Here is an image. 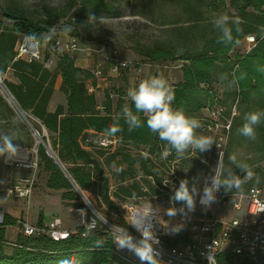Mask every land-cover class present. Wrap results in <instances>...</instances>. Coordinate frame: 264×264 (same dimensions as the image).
Returning a JSON list of instances; mask_svg holds the SVG:
<instances>
[{"label":"trees","instance_id":"trees-1","mask_svg":"<svg viewBox=\"0 0 264 264\" xmlns=\"http://www.w3.org/2000/svg\"><path fill=\"white\" fill-rule=\"evenodd\" d=\"M106 1L108 0H73L71 10H74L70 14L69 23L73 25V21H76V26L69 31L68 36L79 38L85 43L86 38L81 36L77 23L85 22L86 26L101 16L116 17L113 4ZM175 2L180 14L184 16L180 21L185 25L183 29L207 31L202 32L201 44L183 47L181 50L182 47L178 49L172 44L155 43L142 46L138 52L144 60L152 63H181L182 81L172 87L175 94L173 107L183 108L188 115L196 118L202 109H211L214 105L223 107L211 86L215 79L214 73L218 70L228 79L234 94L245 105L247 113L264 110V38H261L260 31L264 28V0ZM1 13L5 21H0V74L9 70L17 80V83H12L4 79L3 84L39 135L41 131L34 125V120L46 130L48 137H43V141L46 143L49 140L51 151L78 189L89 196L97 197L105 206L115 211H121L116 201L132 199L133 193L136 198L148 194L157 195V190L146 177L151 176L154 184L160 185L162 178L158 176L159 166L167 169L168 160L172 159L174 151L161 164L159 159L152 161L142 154L131 153L132 149L144 147L145 153L157 154L155 151L159 153L166 147L158 135L150 132L142 113L139 115L145 123L140 128L129 130L124 120H120L122 131L112 135L118 141V148L114 152L88 150L80 145V141L89 134L107 135L105 129L114 122L125 103L135 112L132 102L126 99L124 90H105L103 100L99 103L94 93L88 92L87 88L88 80L92 79L93 83V73L75 66L74 59L66 53L54 54L56 60L52 69L46 68L40 62L14 60L18 38L35 34L41 42L42 35L49 34L51 22L49 18L33 20L15 8H1ZM225 13L242 21L241 31L236 32L233 29L234 42L228 45L218 42L220 33L212 23L218 14ZM248 35L255 37V45L247 53L232 55L234 47ZM43 55L44 60L51 58L49 54ZM57 75L61 77L60 92L66 96L67 104L65 109L58 105L54 112H49L47 106ZM230 111L231 109L224 114L229 116ZM17 116L16 111L0 95V135H11L14 143L30 149L33 147L31 131L15 120ZM232 121L233 117L231 125ZM255 131L258 151L264 159V122L257 125ZM21 136L25 138V142L19 138ZM36 149L38 167L41 165L47 173L46 188L64 191L61 200L69 203L66 206L73 203L74 209L84 207L70 181L46 154V149L38 144ZM112 167L114 190H111L110 178L105 172V169ZM121 168L122 171H118ZM138 172L141 177L136 179ZM261 183L264 184V173ZM141 185L147 187V192L141 190ZM41 223L39 216L37 225ZM11 226H17V220L3 214L0 219V264H58L60 260L69 257H75L78 264H130L113 254L111 237L97 230L95 235L104 238V244L99 248L93 247V239L82 236L83 227L78 226L75 233L59 241H53L45 235L24 236L21 232L17 234L15 241H9L5 237V229ZM177 242V239L168 241L172 245ZM218 264H232L230 255L221 254Z\"/></svg>","mask_w":264,"mask_h":264},{"label":"rangeland","instance_id":"rangeland-1","mask_svg":"<svg viewBox=\"0 0 264 264\" xmlns=\"http://www.w3.org/2000/svg\"><path fill=\"white\" fill-rule=\"evenodd\" d=\"M106 2L113 4L116 17L108 18L101 16L100 18L91 21V23L86 26L85 22L77 23L80 27V34L82 37L86 38V42L83 43L78 38V41L80 42L79 50L68 54L69 57L78 59L82 56L86 59L89 69L92 70V72H95L98 69L101 70V76L110 81L107 88L111 92H114L117 89L126 91L125 89L127 88L126 85L129 82V79L135 76V82L138 84L140 80L152 76L151 72L153 70L156 72V75H162L165 77L169 85L171 83H176V79L179 77L180 72V62L161 61L152 63L146 61L138 54L139 48L144 45L161 43L162 45L172 44L178 49L182 47L181 50H183V47H195L200 45V37L203 34L202 32L206 33L207 31L183 29L185 28V25L180 21L184 16L180 14L175 0H108ZM72 4L73 0H0V21H5L1 13V8L4 7L20 9L28 17L36 21H42L49 18L52 26L49 33L54 29L55 34L52 35L51 39H48L49 34L42 35L41 50L44 54H49L52 58L53 62L50 67L52 69L56 60L51 51L52 40H65L70 33L65 32L64 29L69 26V28L73 30L76 26V21H73V25L69 23L70 14L74 10H71ZM243 46V41L236 45L232 51V55L242 54L244 52ZM113 55L127 61L129 65L126 70L116 76H112L114 78L109 79L107 76L109 64L106 59ZM139 69L141 70L136 71ZM143 69H145L146 72L145 70L143 71ZM0 76L3 83V80L5 79L4 74H0ZM214 78V81L211 82V86L216 91L217 97L221 100V104L226 108L234 109V111H232L233 126L229 135L228 150L223 164L226 168H232L237 175L243 176L245 173L241 172L238 168H235V166L228 161L229 155L235 154L238 160L246 162L252 168L255 176L260 178L259 183L256 182L255 177L246 181L243 184V188L246 189L248 187L260 185L262 184L261 180L264 173V159H262V154L258 151V138L256 136L255 140H251L238 134L237 131L244 123V115L247 113V109L244 107L245 105L240 102L239 98L236 97L232 85L228 82V79L225 76L220 74V71H215ZM98 91V100L102 101L104 90ZM0 95L2 96L1 92ZM235 104L236 107L234 108L233 106ZM15 120L21 122V124H23L30 132L29 127L21 117L17 116ZM34 125L41 131V136H44L45 138L48 137L46 130L43 129L36 120H34ZM30 133L33 140L32 146L36 149L37 140L33 136L34 133ZM19 138L22 142H25L23 136ZM46 144L50 147L48 139L46 140ZM198 168L197 164H192L191 169L193 171H191L187 178L189 181H192L193 179L199 180L204 174H206V172H209L208 169ZM111 171H114V167L109 170L105 169L106 175L110 178V185L112 186L111 190H114V180ZM46 174L47 173L40 165L36 177V179L38 178V185L41 184V181H43L42 179L45 178ZM63 192L64 191L46 193L44 199H46L47 203L45 205H49L50 211H53V214L58 215L60 219L63 220L68 230H75L79 226L77 220L78 216L76 212L73 211V203H70L71 206H66V204L69 203L61 200ZM82 194L86 197L85 199L90 200L102 214H105L109 223L115 225L124 224L125 217L122 208L121 211L111 210L100 202L97 197L89 196L83 192ZM164 197L165 196H161V198L159 197L155 200L152 198L151 194H148L142 198H136L135 200L129 199L125 201H116V203L119 205H140L143 202L151 200L152 203L157 202L158 205H160V202L158 201L160 200L162 202ZM2 198L4 199L5 196L0 194V200H2ZM54 199L57 201L60 200V204ZM79 200L80 202L82 201L80 197ZM177 205L180 206L179 204ZM36 207L35 202L32 201L28 208L32 213V216L37 209ZM161 207L166 208L164 205H161ZM228 207L229 205L220 206L219 214L222 217ZM49 209H46V211ZM43 210L45 211L44 208ZM195 216L200 217L197 214H195ZM49 219L50 218L46 216L45 220L48 221ZM14 232L16 233V236L20 233L17 229H14Z\"/></svg>","mask_w":264,"mask_h":264},{"label":"built area","instance_id":"built-area-1","mask_svg":"<svg viewBox=\"0 0 264 264\" xmlns=\"http://www.w3.org/2000/svg\"><path fill=\"white\" fill-rule=\"evenodd\" d=\"M26 36H20L15 46L14 60L23 59L27 62H40L46 68L52 65V58L44 60L41 50V42L28 41ZM51 44L53 54H70L79 50V41L76 37L67 36L65 40L54 39ZM255 37L248 35L243 39L244 52L247 53L255 45ZM109 64L108 74L118 75L121 71L128 68V62L115 55L106 59ZM158 67V66H157ZM94 77L101 76V70L92 72ZM1 80V76H0ZM2 82V80H1ZM89 88V91H92ZM235 108V105L233 106ZM231 109L230 115H224L223 107L214 105L208 109L209 119L205 127L208 130L220 128L221 132L217 136L216 150L217 161H222L225 147L229 138L231 118L233 117ZM80 145L88 150H102L106 153H112L118 148V141L113 136L103 134H89L80 141ZM164 152V150L162 151ZM168 157V156H167ZM164 156V159L167 158ZM168 170L164 172V178L161 186L154 184L152 177H148L151 184L159 191L160 196H165L162 204L167 208L170 206L171 185L177 187L182 179L177 172V163L168 160ZM9 167H16L28 172L26 177H21L14 183L3 186V192L7 197L20 198L28 204L33 188L36 182L38 170L37 149L32 147L28 151L26 159L15 160L7 164ZM166 174V176H165ZM169 181L170 184L165 183ZM203 185V184H202ZM203 186H201L202 189ZM145 191L146 189H142ZM83 202V201H82ZM84 203V202H83ZM201 213L195 220L186 222L178 232L171 230L173 225L170 222L169 229H164L156 225L155 230L159 238L157 246L160 253L161 264H218V257L221 254L230 255L232 264H264V186L250 187L246 192H228L221 190L217 193V200L209 208L205 209L199 203ZM119 205V204H118ZM229 205L225 210L223 217L219 214L220 206ZM122 208L125 222L116 224L127 227L128 231L134 237L139 238V233L127 224L129 216L126 215V209L131 211L139 205H119ZM155 206V205H154ZM86 205L84 204V207ZM79 208H75L74 211ZM76 212V211H75ZM91 218V210H88ZM168 219L167 216L164 217ZM79 227H83L77 217ZM111 224V223H109ZM17 226L24 236L45 235L53 241H59L68 238L75 230H68L63 226L59 217H52L46 223L40 225H30L25 221H17ZM97 231L111 237L107 225H99ZM84 236V232L82 233ZM177 239L174 245L168 241ZM113 254L119 259L130 264H141V262L130 252L118 250L113 242ZM209 256H211L209 262Z\"/></svg>","mask_w":264,"mask_h":264},{"label":"clouds","instance_id":"clouds-1","mask_svg":"<svg viewBox=\"0 0 264 264\" xmlns=\"http://www.w3.org/2000/svg\"><path fill=\"white\" fill-rule=\"evenodd\" d=\"M212 23L215 29L220 33L218 42L225 45L234 42L233 29L240 32L239 18H232L228 14H218ZM65 32L71 31V28H65ZM261 38H264V28L260 29ZM55 34L53 29L48 39ZM28 41H38L35 34H29L25 37ZM126 99L132 102L133 108L125 103L121 112L117 115L114 122L110 124L105 132L112 136L122 131L120 120L129 126V130L144 126L145 121L140 117L143 114L146 125L151 133L158 135V138L165 142L163 155L167 157L173 151L178 158H183L190 150L200 153L210 151L213 144H216L214 138L209 135L198 134V130L203 127L201 121L188 115L183 108L173 107L175 94L168 81L162 75L150 76L142 79L139 83L127 90ZM264 122V110H255L244 115V123L237 131L238 134L251 139H256V126ZM20 147L13 142L11 135H0V158L5 163H9L18 157ZM230 164L234 165L243 176L237 175L232 168H226L221 160H218L216 166L211 169L210 174L202 176L199 180L193 179L190 183L188 179H181L178 187L171 185L172 195L170 196V206L162 208L159 205H153L150 201L143 202L134 207L131 211L126 210L129 216L127 224L139 233L137 239L128 231V228L109 224L105 214H102L96 206L90 201L83 199L86 208L76 209L80 223L84 229V235L93 239V247L99 248L104 244L103 237L95 235L99 225H107L111 234V239L118 250H126L132 253L141 264H161L160 253L157 246L160 241L155 230L156 225L164 229H169L170 221L178 214L187 217L196 209L197 197L203 208H209L217 200V193L223 189L225 193L243 191V184L255 177L257 183L260 178L255 176L252 168L246 163L237 159L235 154L228 157ZM118 171H122L118 169ZM203 184L202 189H198L197 184ZM170 184L169 181L165 183ZM132 199H136L133 193ZM179 204L180 207L176 205ZM123 208V207H122ZM88 210H91L89 218ZM167 216L169 219L165 220ZM183 227L182 224L173 225L171 230L178 232ZM209 262L211 256H209ZM58 264H78L75 257L62 259Z\"/></svg>","mask_w":264,"mask_h":264},{"label":"crops","instance_id":"crops-1","mask_svg":"<svg viewBox=\"0 0 264 264\" xmlns=\"http://www.w3.org/2000/svg\"><path fill=\"white\" fill-rule=\"evenodd\" d=\"M54 64H55V62H54ZM74 64H75V66L79 67L80 69H82L84 71L88 70V71L92 72V70L89 69V66L87 64L86 59L83 58L82 56H80V58H78V59H74ZM140 70L141 69L136 70V71H140ZM144 70L145 69H143V71ZM145 72H146V70H145ZM151 73H152L151 74L152 76L156 75V72L154 70ZM107 76L109 77V79L110 78H114V77H112L111 74H108ZM148 77H150V76H148ZM4 78L6 80H8L9 82L17 83V80L12 76V73L9 70L4 74ZM181 78L182 77H181V71H180L179 72V77L176 79V83H174V84H177V83L181 82L182 81ZM135 81H136L135 76L132 77L131 79H129V82L126 85L127 86V88L125 89L126 91H124L126 94H127V90L130 87H133V86L137 85ZM109 84H110V81L107 80L105 77H102V76L101 77L100 76L99 77H94L93 78V83H92V79L87 81V88L88 89L89 88L93 89L92 91L88 90V92H93L95 97H96V99L98 100V94H99L98 90H100V91L108 90L107 86ZM174 84L173 83L170 84L171 88L173 87ZM60 85H61V77L59 75H57L55 83H54V87H53V92H52L49 104L47 106V110L49 112H54L58 105L63 106V108L65 109V106L67 104L66 103V96L63 93L60 92ZM98 102L100 103L99 100H98ZM223 109H224L225 113H228L229 109H231V108H226L225 106H223ZM225 116H228V115H225ZM197 118L201 121V123L203 125V127L198 130V134L212 136L214 138L215 142H216L217 141L216 140L217 136L220 134L221 130H220V128H218V129H214L213 128L211 130L206 129L205 125H206V123L208 122V119H209L208 109H204V110L202 109L201 110V114L198 115ZM228 140H229V138H228ZM19 147H20V153L18 154V157L16 159H14L13 161L20 160V159H26L27 156H28L29 148H27L25 146H19ZM227 150H228V141H227V144H226V147H225V151H224V155H223V158H222V162L224 161V158L226 156ZM162 151L163 150H161L159 153H158V151H155V153H157V154H147V153H145L146 152L145 148L141 147L139 149H132L131 153L133 155L142 154L144 157H148L152 161H155L156 159H159L161 161V162L159 161L160 164H161L164 161V155H163ZM217 156L218 155H217V150H216V144H213V146H212L210 151H206V152L200 153V152L195 151V150H190L183 158H178L177 155L174 152L171 160L177 163L178 175L182 179H187L189 177L191 171H193L191 169L192 164H197L198 167L201 168V169L202 168L208 169L209 172L208 173L206 172V174H204L203 176L210 174L211 169L216 166ZM13 161H11V162H13ZM7 164L8 163H5L4 160L1 158V164H0V178H1L0 179V194L5 196V198L4 199L2 198V200H0V219H1V216L3 214H6V215H9L10 217H12L13 219H15L17 221H20V220L21 221H25L28 224L33 226V225H37V221H38L39 216H41L42 223H46L47 222L45 220L46 216H48V218H50V219L52 217H59L58 215L53 214V211H50L49 205L48 206L45 205L47 203L46 199H44V196H46L45 194L46 193H51V192H53V193L57 192V191L49 190V189L46 188L45 181H47L46 180L47 174H46L45 178L42 179L43 181H41V184H39V185H38V178L36 179V185L33 188L32 196H31L28 204L23 199L7 197L6 196V194L3 192V186L4 185L9 184V183H14L17 180H19V178L26 177L28 175L27 171L19 169V168H16V167H9ZM159 170L161 172L159 171L158 176L160 178H162V179H161L160 185H158V187L161 186V182H162V180L164 178V172L167 169L161 168V166H159ZM165 176H166V174H165ZM140 177H141V173L138 172L137 176H136V179H138ZM148 177H150V176H148ZM148 177H146V178L148 179ZM149 182H150V180H149ZM190 183H191V181H190ZM201 186H203L202 182L197 184L198 189H200ZM261 186H264V184L255 185L253 187H261ZM141 188L142 189H146L144 192H147V187L145 185H141ZM249 188L250 187H248L246 189L243 188L242 192H246ZM157 192H158L157 195H152V198H154L155 200H157V198H159V196H160V193H159L158 190H157ZM198 198L199 197H197V202H198ZM54 200H56V199H54ZM32 201H34L35 205L37 206L36 207L37 209L35 210L33 216H32V213L30 212V210H28V208L30 206V203ZM57 202L60 204L61 201L59 200ZM158 202H160L159 206L163 205L160 200ZM153 205H158V203L157 202L153 203ZM176 206L180 207L178 205H176ZM43 208L45 209V211L43 210ZM46 209H49V210L46 211ZM200 213H201V208L199 207L198 203H196L195 211L193 213H190L187 216L188 218L178 214L175 218H172L170 222H172L174 224H182L183 225L186 222H189V221L197 219L198 216L196 217L195 214L199 215ZM62 222H63V220H62ZM63 226L66 229H68L65 226L64 222H63ZM14 229H17L18 232H20L18 226H11V227H7L5 229V237L7 238V240L15 241L16 233L14 232Z\"/></svg>","mask_w":264,"mask_h":264},{"label":"water","instance_id":"water-1","mask_svg":"<svg viewBox=\"0 0 264 264\" xmlns=\"http://www.w3.org/2000/svg\"><path fill=\"white\" fill-rule=\"evenodd\" d=\"M3 86H5L3 84ZM4 89L0 88V92L2 94V96L6 99V102L9 103V105L16 111V113L18 114L19 117H21V119L27 124V126L29 127L30 131L33 134V136L36 138L37 140V144L41 145L44 147V149H46V154L53 160V162L57 165V167L59 168V170L62 172V174L65 176V178L70 181L69 183L73 186L75 192L78 194V196H80V199L83 201V199H85L86 197L83 196L82 192L78 189V187L74 184V181H72L70 179V177L68 176V174L66 173L65 169L63 168V165H61V163L58 161L57 157L55 156V154L51 151V148L43 141V137L39 135V133L32 127V125L30 124L29 120L27 119V116L21 111V109L17 106L16 102L14 101L13 97L10 95V93L7 90V87H3ZM86 200V199H85Z\"/></svg>","mask_w":264,"mask_h":264},{"label":"bare ground","instance_id":"bare-ground-1","mask_svg":"<svg viewBox=\"0 0 264 264\" xmlns=\"http://www.w3.org/2000/svg\"><path fill=\"white\" fill-rule=\"evenodd\" d=\"M3 87H5V86H3V83H2L1 80H0V88H1V89H4Z\"/></svg>","mask_w":264,"mask_h":264}]
</instances>
